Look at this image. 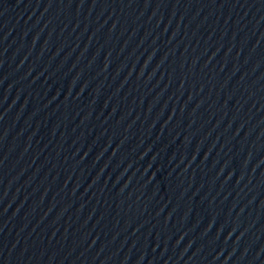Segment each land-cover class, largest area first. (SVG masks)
Listing matches in <instances>:
<instances>
[{
	"label": "water",
	"instance_id": "1",
	"mask_svg": "<svg viewBox=\"0 0 264 264\" xmlns=\"http://www.w3.org/2000/svg\"><path fill=\"white\" fill-rule=\"evenodd\" d=\"M0 264H264V0H0Z\"/></svg>",
	"mask_w": 264,
	"mask_h": 264
}]
</instances>
